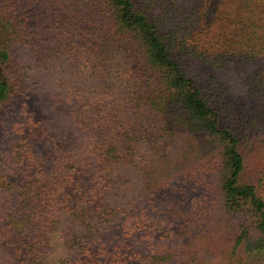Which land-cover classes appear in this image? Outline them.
<instances>
[{"label": "trees", "instance_id": "16d2710c", "mask_svg": "<svg viewBox=\"0 0 264 264\" xmlns=\"http://www.w3.org/2000/svg\"><path fill=\"white\" fill-rule=\"evenodd\" d=\"M53 60L77 149L26 97ZM15 92L0 264H264V0H0Z\"/></svg>", "mask_w": 264, "mask_h": 264}, {"label": "rangeland", "instance_id": "374dc122", "mask_svg": "<svg viewBox=\"0 0 264 264\" xmlns=\"http://www.w3.org/2000/svg\"><path fill=\"white\" fill-rule=\"evenodd\" d=\"M15 60L18 63L30 64L32 61V55L24 48H16ZM66 64L61 60H53L45 63L42 66L34 67L29 69L31 78L29 79V90L26 96L30 102V105L34 106L37 112L46 118V123L50 127V130L54 134H63L64 138L70 144L71 148L77 149L83 142V137L78 138L76 128L69 119L68 115V101L65 100L67 89L66 85H60V78H76L79 80V76H74ZM73 74V75H72ZM79 82V81H77ZM80 85V83H76ZM20 96L22 92H15L10 100L6 101L0 108V114H5L0 125V147H3L5 143V137H1L3 132V126H11L15 119L17 112L16 109L19 107ZM21 107V104H20ZM1 116V115H0ZM6 145H4V148ZM48 167L52 166L51 162H47ZM135 187L133 191H135ZM58 241L53 240V246H56ZM0 252L7 253V248L4 243L0 244ZM0 253V257L4 256ZM3 260V259H1ZM2 262V261H1ZM0 262V263H1Z\"/></svg>", "mask_w": 264, "mask_h": 264}]
</instances>
